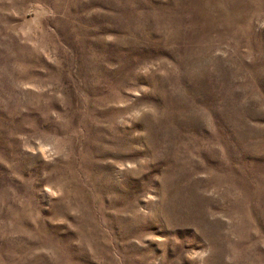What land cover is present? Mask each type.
I'll return each mask as SVG.
<instances>
[{
    "label": "rangeland",
    "instance_id": "rangeland-1",
    "mask_svg": "<svg viewBox=\"0 0 264 264\" xmlns=\"http://www.w3.org/2000/svg\"><path fill=\"white\" fill-rule=\"evenodd\" d=\"M0 264H264V0H0Z\"/></svg>",
    "mask_w": 264,
    "mask_h": 264
}]
</instances>
